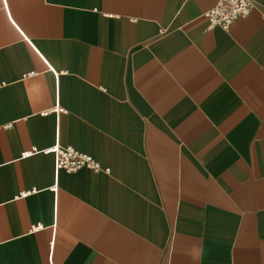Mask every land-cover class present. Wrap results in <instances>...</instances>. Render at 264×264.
<instances>
[{
    "label": "crops",
    "instance_id": "0c3cea01",
    "mask_svg": "<svg viewBox=\"0 0 264 264\" xmlns=\"http://www.w3.org/2000/svg\"><path fill=\"white\" fill-rule=\"evenodd\" d=\"M217 2L0 0V264H264V0Z\"/></svg>",
    "mask_w": 264,
    "mask_h": 264
},
{
    "label": "built area",
    "instance_id": "2783aa9c",
    "mask_svg": "<svg viewBox=\"0 0 264 264\" xmlns=\"http://www.w3.org/2000/svg\"><path fill=\"white\" fill-rule=\"evenodd\" d=\"M254 6L255 0H218L213 8L204 13V17L209 28L219 26L227 29L235 20L247 17ZM51 152L55 153L58 170L63 169L68 173H75L82 168L102 171L100 164L91 156L79 153L71 147L57 145Z\"/></svg>",
    "mask_w": 264,
    "mask_h": 264
}]
</instances>
